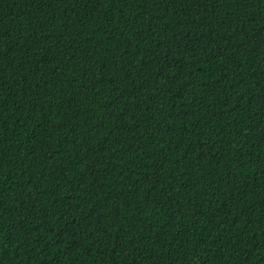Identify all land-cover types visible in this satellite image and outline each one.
<instances>
[{
	"label": "trees",
	"instance_id": "16d2710c",
	"mask_svg": "<svg viewBox=\"0 0 264 264\" xmlns=\"http://www.w3.org/2000/svg\"><path fill=\"white\" fill-rule=\"evenodd\" d=\"M0 264H264V0H0Z\"/></svg>",
	"mask_w": 264,
	"mask_h": 264
}]
</instances>
